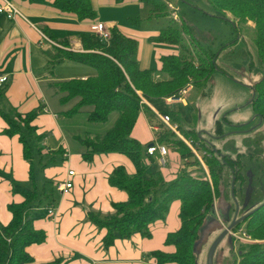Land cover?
Returning a JSON list of instances; mask_svg holds the SVG:
<instances>
[{"label":"trees","instance_id":"16d2710c","mask_svg":"<svg viewBox=\"0 0 264 264\" xmlns=\"http://www.w3.org/2000/svg\"><path fill=\"white\" fill-rule=\"evenodd\" d=\"M56 1L64 10L76 14L80 20L94 21L97 17L92 0ZM142 1L152 2L155 11L160 9L157 5L159 0ZM208 2L214 8L215 15L231 21L237 30L238 24L251 22L254 25L259 62L264 66V0ZM110 31V38L106 42H101L94 34H83L85 49L94 52L90 55L76 52L77 55L71 58L95 68L96 75L86 79L74 78L55 82L61 93L60 102L73 103L63 112V126L66 133L83 147L85 160L92 161L96 155L102 153L117 152L130 157L136 167V173L129 175L124 166H119L109 177L112 186L128 193V200L115 203L112 214L101 216L92 212L89 215L99 228L107 230L103 238L104 247L107 249L116 239H127L136 233L150 237V225L165 219L172 202L179 200L181 227L170 232L165 241L173 251H154L155 263L198 264L197 252L203 229L208 223L212 207L215 206V199L220 197L227 204L233 201L230 202L231 215L223 214L229 222L236 211L235 199L247 212L251 209L253 211L245 220L236 224L233 230L244 224L243 230L253 240H264V133L247 137V150L244 152L233 147L235 157L232 154L222 155L221 149H216L214 145L211 148L204 145L208 153L203 155L209 170L207 174L204 166L182 139L173 132L161 130L157 133L159 140L171 141L181 157L188 160L184 170L171 181H166L155 157L146 153L147 147L132 137L143 107L150 122L155 118L154 114L151 115L149 106L142 103L138 92L151 101L178 96L191 82L199 88L204 87L218 68L216 53L202 47L203 54L197 58L191 53L163 55L160 72L168 77L158 79L154 76L155 70L141 68L138 61V40L127 36L118 27H112ZM181 34L182 30L172 19L160 31L156 41H168L186 49L181 42ZM255 87L257 90L252 105L256 114L264 119V76ZM0 114L9 125L7 133L19 134L24 144L25 156L32 158L31 142L36 135L32 121L36 113L22 115L17 112L8 113L0 108ZM114 114L116 115L112 120ZM170 114L174 121L180 123L177 114ZM108 122L111 123L100 126ZM157 124L161 125L159 122ZM194 139L199 141L198 138ZM150 143L152 142L147 143V146ZM201 145L200 142L198 148H202ZM31 171V183H14V193H21L25 200L20 204L12 203V220L8 225L0 224V264H59L58 259L36 261L27 251L31 244L42 243L46 239L44 231L34 228V217L29 213L31 208L40 207L44 202V199L38 198L36 168L33 164ZM234 180L235 197L232 192ZM52 203V200H47L45 205L49 208L54 206ZM242 248L243 252L236 263L264 264V248L261 244L245 243Z\"/></svg>","mask_w":264,"mask_h":264},{"label":"crops","instance_id":"0c3cea01","mask_svg":"<svg viewBox=\"0 0 264 264\" xmlns=\"http://www.w3.org/2000/svg\"><path fill=\"white\" fill-rule=\"evenodd\" d=\"M11 1L24 17L10 19L0 13V73L9 78L4 89L0 90V108L22 115L35 112L32 125L36 128V135L31 142L33 157L28 159L20 135L7 133L9 125L0 114V224L8 225L12 220V203L20 204L25 200L21 193H14V183H31L33 164L36 168L38 198L44 199V202L40 207L31 208L29 213L34 217V228L46 233L44 242L27 247L36 261L58 259L59 264H156L154 251H173L165 241L170 232L181 227V201L174 200L165 219L150 225V237L136 233L127 239H116L106 249L103 238L107 230L99 228L89 215L92 212L101 216L112 214L115 203L128 200V193L112 186L109 177L119 166H124L129 175L136 173V167L130 157L117 152L98 154L92 161L85 160L83 147L66 133L63 126V112L73 103L60 102L61 93L55 82L96 75L95 68L59 56L60 49H65L63 45L66 43L75 50L83 49V34L93 35L91 25L96 22L118 27L127 36L137 39L138 61L143 69L140 36H146L145 41L150 36L157 37L161 30L150 29L141 34V31L130 27V15L141 8L142 0H92L97 13L94 21L80 20L76 14L64 10L56 0ZM153 15L163 17L151 13L149 19ZM154 46L159 65L153 69L154 76L165 79L168 76L160 72L162 56L182 55L179 51L183 47L157 42L156 39ZM64 64H70L68 69L66 67V74L61 72L65 69ZM73 70L80 72L73 74ZM164 99L169 103L180 102L169 101L168 98L147 100L151 115L159 112L152 103ZM181 101L187 104L184 97ZM153 116L155 118L150 122L143 107L133 129L132 137L142 144L156 139L153 126L159 125V119L155 114ZM261 119L264 124V119ZM261 131L264 133V129ZM186 162L188 160L182 158L177 150H170L169 162L161 168L166 181L173 180L183 171ZM71 170L75 172L72 176L74 186L64 194L59 185L69 179ZM47 200L53 202L55 218L47 214Z\"/></svg>","mask_w":264,"mask_h":264},{"label":"rangeland","instance_id":"374dc122","mask_svg":"<svg viewBox=\"0 0 264 264\" xmlns=\"http://www.w3.org/2000/svg\"><path fill=\"white\" fill-rule=\"evenodd\" d=\"M168 4H172L179 9L178 21L171 17L172 10ZM157 5L160 9L155 11V5L152 2L142 1L141 8L130 15V27L141 31L140 33L143 34L144 31L150 29L162 30L173 19L177 27L182 30L180 39L186 47V49H180L179 52L182 55L191 53L197 58L203 54L201 49L203 46L206 50L216 53L218 68L204 87L192 86L190 91L184 95L187 104L182 101L169 103L164 99L153 102V106L159 112H169L179 116L182 126H180V130L183 132V136L189 141L198 138L201 142L202 148L198 149L200 155L204 154L205 147L211 148L213 145L216 146V149H221L222 155L232 154L235 157L233 147L239 152L246 151L245 139L255 136L257 133H262L260 130L264 129L263 121L256 114L251 102L257 90L255 86L264 76V66L259 62L255 43L254 25L251 22L238 24L239 30H237L231 21L215 15V10L208 0H159ZM151 13H157L160 17H163L156 18L153 15L149 19ZM230 17L233 18L231 15ZM106 27L111 32L112 27L107 25ZM94 36L97 38V35ZM140 38V47L143 45L142 67L156 69L159 66L154 46L157 37L150 36L145 41L143 39L146 36L141 35ZM100 41L106 42L101 39ZM163 42L174 44L168 41ZM63 47L65 49H60L59 56L68 60H72L71 58L77 53L90 55L94 52V50L85 49L84 43L81 50H75L69 43L64 44ZM66 67L68 69L70 64L65 65V69L61 71L62 73L66 74V71L68 72ZM73 71H75L73 74L80 72L79 70ZM138 94L142 98L140 91ZM115 115L112 116V120H114ZM110 123L100 126L104 127ZM199 141L194 139L197 147ZM167 144L171 152L176 150L171 141ZM227 144L228 147H225ZM143 146L146 148L147 143ZM189 170L191 171V167ZM205 171L207 174L209 173L208 168ZM37 172L39 173L38 167ZM230 202L233 203V201ZM230 202L227 204L222 197L215 199L217 217L212 221H208L203 229L197 252L198 264H208L211 247L234 220L236 213H234L231 222L223 217L224 213L227 216L228 214L231 215ZM250 211L252 209L247 212L245 207L239 206L237 218L240 219ZM244 226V224L240 225L223 237L215 251L214 264H235L241 252H243L242 245L245 243H259L264 248V243L259 240L250 239L249 242H244L239 241L233 235V231L242 235Z\"/></svg>","mask_w":264,"mask_h":264},{"label":"built area","instance_id":"2783aa9c","mask_svg":"<svg viewBox=\"0 0 264 264\" xmlns=\"http://www.w3.org/2000/svg\"><path fill=\"white\" fill-rule=\"evenodd\" d=\"M168 6L171 8L172 12V18L174 20L178 21V10L175 8L172 4H168ZM0 13L6 14L10 19H16L18 16L24 17V15L21 13V11L14 5V3L11 0H0ZM91 31L94 35H97V38L107 41L110 38V32L108 31L105 23L103 22H96L91 25ZM9 81V78L7 75L0 73V87H3L7 82ZM192 87V83L188 84L185 88H183L178 96L169 97V101H181L184 95L188 92V90ZM142 103H147V99L142 97ZM161 123V127L159 125L153 126L156 133H159L161 130H167L168 132L175 133L180 139H182L193 151L196 158L200 161V163L204 166L206 169V163L203 159V155H207L208 153L204 152L203 155H200L198 152L197 144L194 141H189L186 139V137L183 136V133L180 130L179 124L174 121L173 116L170 113L167 112H155L154 113ZM196 144V145H195ZM146 153L150 156L155 157L157 160V163L161 168L166 167L169 162V155H170V147L168 146L167 142H162L159 140V138L156 136V139L152 141V145H148L146 148ZM207 170V169H206ZM75 174L73 170L69 172V179L65 181L64 183L60 184L59 189L62 193L66 194L69 193L70 190L74 186V182L72 179V176ZM47 214L50 217L56 216L55 207L51 206L47 208ZM233 235L238 238L239 241L249 242L251 238L250 235L246 233L245 230H242V235H239L236 231H233Z\"/></svg>","mask_w":264,"mask_h":264},{"label":"water","instance_id":"95a60500","mask_svg":"<svg viewBox=\"0 0 264 264\" xmlns=\"http://www.w3.org/2000/svg\"><path fill=\"white\" fill-rule=\"evenodd\" d=\"M254 96H255V94H254ZM149 145H152V143H150ZM234 182H235V180L233 181V184H232L233 196H234ZM235 202H236V212H235L236 214H235L234 220L232 221L230 226L223 231V233L219 236V238L215 241V243L211 247L210 252H209V257H208V264H214V254H215V251H216L219 243L223 239V237L225 235H227L230 231H232L236 224H238V223L242 222L243 220H245L253 212V211H251L248 214H246L245 216H243L240 219H238L237 215H238V212H239V203H238V201L236 199H235ZM216 217H217L216 208H215V206H213L212 209H211V212H210V216L208 217V221H212V220L216 219Z\"/></svg>","mask_w":264,"mask_h":264}]
</instances>
